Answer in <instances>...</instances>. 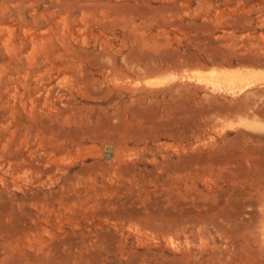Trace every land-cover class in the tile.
I'll return each mask as SVG.
<instances>
[{
    "label": "rangeland",
    "instance_id": "374dc122",
    "mask_svg": "<svg viewBox=\"0 0 264 264\" xmlns=\"http://www.w3.org/2000/svg\"><path fill=\"white\" fill-rule=\"evenodd\" d=\"M9 1L0 264H264V0ZM20 41L66 73L28 77Z\"/></svg>",
    "mask_w": 264,
    "mask_h": 264
},
{
    "label": "bare ground",
    "instance_id": "6f19581e",
    "mask_svg": "<svg viewBox=\"0 0 264 264\" xmlns=\"http://www.w3.org/2000/svg\"><path fill=\"white\" fill-rule=\"evenodd\" d=\"M9 1V0H8ZM13 1V0H12ZM18 1V0H17ZM17 1H15V2H17ZM33 1V0H32ZM31 0H30V2H32ZM34 1H36V0H34ZM2 2H4L5 3V1H2ZM1 2V3H2ZM37 2V1H36ZM35 2V3H36ZM0 3V4H1ZM6 3H10V1L9 2H6ZM18 3V2H17ZM19 3H22V5H23V2H20L19 1ZM38 3V2H37ZM36 3V4H37ZM30 4V3H29ZM34 4V3H33ZM8 4H6L5 6H7ZM11 5H14V4H11ZM11 5H9V6H11ZM25 5H27V4H25ZM31 5V4H30ZM1 6V5H0ZM16 6H18L17 4H16ZM21 6V5H20ZM33 6V5H32ZM61 6V5H60ZM8 7V6H7ZM6 7V8H7ZM13 7V6H12ZM27 7H29V5L27 6ZM26 7V8H27ZM56 7V6H55ZM2 8H3V6H2ZM1 8V9H2ZM5 8V7H4ZM16 7H14V9H15ZM21 8V7H20ZM34 8V7H33ZM65 8H66V6H65ZM0 9V10H1ZM12 9V8H11ZM10 9V10H11ZM14 9H12V10H14ZM17 9V8H16ZM23 9H25V7L23 8ZM57 10H60V9H58V7L56 8ZM6 10V9H5ZM9 10V9H8ZM7 10V11H8ZM9 10V11H10ZM11 10V11H12ZM21 10V9H20ZM33 10H36V9H33ZM33 10H31L32 12H34ZM4 11V10H3ZM6 11V12H7ZM30 11V12H31ZM14 12V11H13ZM24 12V11H23ZM3 13V12H2ZM1 12H0V14H2ZM36 13V12H35ZM45 13V12H44ZM54 13V12H53ZM15 14V13H14ZM24 14V13H23ZM29 14V13H28ZM33 14V13H32ZM10 15V14H9ZM38 15H40V14H38ZM37 15V16H38ZM65 15V14H64ZM64 15H62V17H64ZM31 16V15H30ZM66 16V15H65ZM68 16H70L69 14H68ZM2 17V16H1ZM34 17H35V14H34ZM8 18V17H7ZM12 17H10L9 19H11ZM19 18H22V17H20L19 16ZM36 18V17H35ZM41 18V17H40ZM73 18V17H72ZM84 18V17H83ZM1 19V18H0ZM25 19H26V17H25ZM30 19V18H29ZM38 19V18H37ZM68 19H69V17H68ZM74 19V18H73ZM65 20H67V19H65ZM64 20V21H65ZM86 20V19H85ZM1 21V20H0ZM3 21V20H2ZM7 21V20H6ZM11 21L13 22V19H11ZM57 21H59V20H56V22ZM61 21H63V19L61 18V20H60V22ZM73 21V22H72ZM71 21V23L69 22L68 24H63V25H65V26H63V28H64V32H67V33H69L70 35H72V33L74 32V30H75V20H72ZM12 22H9L8 24H10V23H12ZM17 23H18V20L16 21ZM23 22V21H22ZM34 22V21H33ZM36 22V21H35ZM15 23V22H14ZM30 23V22H29ZM53 23V22H52ZM65 23H66V21H65ZM35 24V23H34ZM3 25V24H2ZM29 25V24H28ZM31 25V24H30ZM56 25V24H55ZM14 26V25H13ZM35 26V25H34ZM33 26V27H34ZM52 26V25H51ZM61 26V25H60ZM1 27V26H0ZM9 27V26H8ZM16 27H18V26H16ZM25 27V26H24ZM53 27V26H52ZM56 27H57V25H56ZM12 27H10V29H11ZM30 28V27H29ZM32 28V27H31ZM62 28V29H63ZM19 29V28H18ZM54 29V28H53ZM20 30V29H19ZM19 30H17V34H18V31ZM26 30H29L30 31V29H26ZM60 30V29H59ZM5 31V28L3 29V31H2V28H1V31L0 32H4ZM7 31V30H6ZM9 31H11V30H9ZM24 30H23V27H22V32H23ZM33 31V30H32ZM41 31V33H43L42 31H44V30H40ZM46 31V30H45ZM50 31V30H49ZM24 32H26V31H24ZM57 32V31H56ZM16 33V32H15ZM54 33V32H53ZM58 33V32H57ZM14 34V33H13ZM24 34V33H23ZM62 34H64V33H62ZM68 34V35H69ZM50 35H52V33L50 34ZM67 35V34H66ZM67 35V36H68ZM2 36H3V39L4 38H6V39H8L7 37H4V35L2 34ZM9 36H11V35H9ZM25 36V35H24ZM59 36H61V34L59 35ZM16 38H17V36H15ZM33 37V36H32ZM72 37V36H71ZM46 38V37H45ZM66 38H68V37H65V40H66ZM10 39V38H9ZM29 39H31V38H29ZM33 39V38H32ZM55 39V38H54ZM60 39V38H59ZM59 39H57V40H59ZM72 39V38H71ZM70 39V40H71ZM0 40H2V38L0 39ZM19 40H21L20 39V35H19ZM50 40V39H49ZM64 40V39H63ZM4 41H6V40H4ZM21 41H23V40H21ZM19 42V44H17V45H15V46H12L13 47V49H9V51L10 50H12V54H14L13 55V61L15 60H17L18 62H20L22 59H21V56L23 55L22 53L23 52H26L25 54H24V56L26 57V58H28V62H29V65L27 66V68H26V75L29 77V76H34L35 77V79L36 78H40V79H44V77H45V75H47V81L49 82L50 81V79H52L51 78V76H50V74H51V71L54 73V70L56 71V74L57 75H59L60 73H63V72H65L66 71V69H67V66L68 65H66L65 63H64V61L60 58V54H56L54 51H48V48L50 47V46H45V44H43L42 42H37V41H33L32 43H31V45L29 46V49L27 48V46H25V44H24V42L22 43V42ZM27 41V40H26ZM42 41V40H41ZM45 41H46V39H45ZM55 41V40H54ZM62 41V40H61ZM16 42V41H15ZM14 42V43H15ZM28 42V41H27ZM48 42V41H47ZM50 42H52V40L51 41H49V43ZM1 43V42H0ZM57 43H58V41H57ZM56 43V44H57ZM68 43H70V41L68 42ZM3 44H4V42H3ZM2 44V45H3ZM9 44V43H8ZM28 44H29V42H28ZM61 44V46H62V44L63 43H60ZM59 44V45H60ZM49 45V44H48ZM57 46V45H56ZM70 46V45H69ZM46 47H47V50H46ZM59 47V46H58ZM52 48V47H51ZM56 48V47H55ZM69 48V47H68ZM28 49V50H27ZM55 50V49H54ZM62 50V49H61ZM63 50H65L64 48H63ZM68 50V49H67ZM70 50V49H69ZM59 51H60V49H59ZM66 51V50H65ZM57 53H59V52H57ZM68 53H70V52H68L67 51V54L66 55H71V54H68ZM6 54V53H5ZM8 54V53H7ZM62 54V53H61ZM6 56V55H5ZM9 56V55H8ZM62 56V55H61ZM64 57H65V55H64ZM73 59V57H71L70 56V58H67V59H69V60H71L72 61V59ZM1 59V58H0ZM2 59H4V57H2ZM7 59V58H6ZM5 60V59H4ZM10 60V59H9ZM12 60V59H11ZM73 60H75V59H73ZM12 61V62H13ZM31 61V62H30ZM1 62V61H0ZM23 62V61H22ZM66 63H67V61H65ZM10 63H11V61H10ZM10 63H9V65H10ZM72 63H75L74 61L72 62ZM15 65V64H14ZM17 65H19V64H16V66ZM72 65V64H71ZM8 66V65H7ZM6 66V67H7ZM13 66V65H12ZM12 66H9V67H11L12 68ZM16 66H15V68H16ZM25 67V66H24ZM70 67V66H69ZM73 67H74V65H73ZM8 68V67H7ZM7 68H5V69H7ZM14 68V69H15ZM75 68V67H74ZM10 69V68H9ZM8 69V70H9ZM13 70V69H12ZM17 70V69H16ZM15 70V71H16ZM5 71V70H4ZM18 71V70H17ZM222 71V70H221ZM7 71H5V73H6ZM10 72V71H9ZM23 72V71H22ZM11 73V72H10ZM52 73V74H53ZM66 73V72H65ZM70 73V72H69ZM220 73V72H219ZM7 74H8V72H7ZM18 74V73H17ZM16 74V75H17ZM208 74L212 77V76H215V72L214 71H209L208 72ZM230 74V75H229ZM11 75H13V73L11 74ZM19 76H20V74H18ZM25 75V73H24V76H26ZM63 75V74H62ZM61 75V76H62ZM4 76V75H3ZM14 76V75H13ZM54 76V75H53ZM64 76V75H63ZM218 76H224V77H226V76H231L232 78H235V79H242L243 80V78H251V79H254V78H256V75H253V74H251V73H245V74H241V73H237V72H233V71H226V70H224V71H222ZM2 77V76H1ZM9 77V76H8ZM11 77V76H10ZM14 77H16V76H14ZM22 77H23V75H22ZM33 77V78H34ZM55 77V76H54ZM67 77H69V76H67ZM66 76L65 77H60V78H62V79H65V78H67ZM12 78V77H11ZM17 78V77H16ZM25 78V77H24ZM24 78H22L23 79V81H21V82H24ZM70 78H71V75H70V77L68 78V80H70ZM221 78V77H220ZM231 78V79H232ZM5 79V78H4ZM9 79V78H8ZM14 79V78H13ZM12 79V80H13ZM28 79H30V78H28ZM62 79H60V80H62ZM72 79V78H71ZM74 79H75V77H74ZM3 80V79H2ZM15 80V79H14ZM59 80V79H58ZM57 80V81H58ZM67 80V81H68ZM217 80V79H216ZM227 80V79H226ZM6 81V80H5ZM16 81H18V78H17V80ZM15 81V82H16ZM19 81V82H20ZM31 81V80H30ZM62 81H64V80H62ZM236 81V80H235ZM27 82V81H26ZM56 82V81H55ZM64 82H66V81H64ZM71 82V81H70ZM161 82H162V80H161ZM30 83V82H29ZM44 83V82H43ZM234 83V82H233ZM1 84H3L2 82H1ZM12 84V83H11ZM23 84V83H22ZM27 84V83H26ZM31 84V83H30ZM57 84V82L55 83V85ZM65 84H67V83H65ZM70 84V83H69ZM74 84H75V81H74ZM13 85V84H12ZM17 85V84H16ZM40 85H41V82H40ZM39 85V86H40ZM46 85V84H45ZM59 85L61 86V84L59 83ZM23 86H26L25 84H23ZM29 86H32V85H29ZM44 86V85H43ZM50 86V85H49ZM54 86V85H53ZM65 86H66V88H68L69 87V85H64L63 87L65 88ZM68 86V87H67ZM75 86V85H74ZM5 87V86H4ZM7 87H8V85H7ZM9 87H10V85H9ZM18 87V86H17ZM19 87H22V85L21 86H19ZM18 87V88H19ZM45 87V86H44ZM24 88L25 87H23V90H24ZM38 89L39 87H38V85L37 84H35V86H33V88H32V90H34L35 91V89ZM52 88V87H51ZM56 88H58L57 86H56ZM65 88V89H66ZM76 88V87H75ZM13 89H15L16 90V88L15 87H13ZM72 89V88H71ZM9 90V89H8ZM44 90H45V88H44ZM56 90V89H55ZM60 90V89H59ZM69 90H70V88H69ZM2 91H4V88L2 89ZM10 91V93H11V90H9ZM31 91V90H30ZM33 91V92H34ZM5 92V91H4ZM16 92V91H15ZM29 92V91H28ZM40 92V91H39ZM47 92V91H46ZM46 92H45V94H46ZM54 92V91H53ZM3 93V92H2ZM6 93V92H5ZM14 93V92H13ZM22 93V91L20 92V94ZM38 93V92H37ZM8 94H9V92H8ZM19 94V93H18ZM17 94V96H20V95H18ZM23 94V93H22ZM21 94V95H22ZM56 94H57V92H56ZM55 94V95H56ZM71 94H72V92H71ZM1 95V94H0ZM4 94H2V96H3ZM16 95V94H15ZM38 95V94H37ZM53 95H54V93H53ZM8 96H10V95H8ZM7 96V97H8ZM11 96H12V94H11ZM24 96H26V95H24ZM34 96V95H33ZM36 96V95H35ZM59 96V95H58ZM13 97V96H12ZM12 97H9V98H12ZM31 97V96H30ZM3 98V97H2ZM23 98V97H22ZM22 98H20L21 100H22ZM34 98V97H33ZM40 98V97H39ZM54 98V97H53ZM57 98V97H56ZM13 99V98H12ZM26 99H28V98H26ZM61 99V98H60ZM8 101H9V99H7ZM17 100V99H16ZM33 100V99H32ZM43 100H44V97H43ZM51 100V99H50ZM4 102L6 101V100H3ZM12 101V100H11ZM15 101V100H14ZM48 101V100H47ZM18 102H19V100H18ZM24 102V101H23ZM29 102V101H28ZM3 103V102H2ZM12 103V102H11ZM35 103H36V101H35ZM45 103V102H44ZM4 104V103H3ZM2 104V105H3ZM7 104V103H6ZM20 104H21V102H20ZM30 104V103H29ZM7 105H9V104H7ZM22 105V104H21ZM31 105H32V103H31ZM47 105V104H46ZM50 105V104H49ZM9 106H12V105H9ZM25 106H27V104L25 105ZM45 106V105H44ZM51 106V105H50ZM59 106V105H58ZM0 107H1V105H0ZM32 107H34V106H32ZM35 107H36V105H35ZM48 107V106H47ZM3 108V107H2ZM4 108H5V106H4ZM25 108V107H24ZM23 108V109H24ZM29 108V107H28ZM38 108H39V106H38ZM37 108V109H38ZM45 108V107H44ZM55 108V107H54ZM7 109V108H6ZM9 109V112H10V107L8 108ZM7 109V110H8ZM12 109H14V108H12ZM32 109V108H31ZM36 109V108H35ZM58 109H59V107H58ZM65 109V108H64ZM19 110V109H18ZM26 110H27V108H26ZM39 111H40V109H38ZM57 110V109H56ZM71 110V109H70ZM4 111V110H3ZM24 111V110H23ZM29 111H30V109H29ZM33 111V110H32ZM36 111V110H35ZM34 111V112H35ZM49 111V110H48ZM51 111V110H50ZM57 112H58V110H57ZM59 112H60V110H59ZM62 112V111H61ZM60 112V113H61ZM68 112V111H67ZM2 113H4V112H2ZM41 113H42V111H41ZM5 114H8V113H6L5 112ZM16 114V113H15ZM18 114V113H17ZM39 114V113H38ZM46 114V113H45ZM47 114H50L49 112H47ZM52 114V113H51ZM57 114V113H56ZM55 114V115H56ZM66 114V113H65ZM1 115V114H0ZM19 115V114H18ZM18 115H16L17 117H19ZM31 116H32V114H30ZM30 115H29V118H30ZM37 115V114H36ZM40 115V114H39ZM53 115H54V113H53ZM60 115V114H59ZM10 116H12V115H10ZM22 116V115H21ZM65 116V115H64ZM1 117H3V116H1ZM8 117V116H7ZM42 117V116H41ZM44 117H45V115H44ZM47 117V116H46ZM51 117V116H50ZM50 117H48V118H50ZM63 117V116H62ZM61 117V118H62ZM5 118H6V115H5ZM4 118V119H5ZM28 118V117H27ZM35 118V117H34ZM38 118V117H37ZM68 118V117H67ZM6 119H8V118H6ZM22 119V118H21ZM39 119H41V118H39ZM45 119V118H44ZM63 119H64V117H63ZM28 120V119H27ZM30 120H32L31 118H30ZM37 120V119H36ZM35 120V121H36ZM46 120V119H45ZM5 121V120H4ZM11 121V120H10ZM19 121V120H18ZM24 121V120H23ZM29 121V120H28ZM34 121V122H35ZM51 121H52V119H51ZM50 120L49 121H45V122H51ZM61 121H63V120H61ZM30 122H32L33 123V121H30ZM41 122V125H45L44 123L42 124V122H44V120L42 121H40ZM39 122V123H40ZM8 123H9V121H8ZM31 123V124H32ZM36 123H38V122H36ZM55 123V122H54ZM54 123H52V126H53V124ZM5 124H6V121H5ZM10 124V123H9ZM17 124H19V122L17 123ZM30 124V125H31ZM51 124V123H50ZM49 124V125H50ZM34 125H36V124H34ZM40 125V124H39ZM40 125V126H41ZM46 125H47V123H46ZM45 125V126H46ZM23 126V125H22ZM33 126V125H32ZM31 126V127H32ZM40 126H39V128H40ZM44 126V127H45ZM51 126V125H50ZM7 127H9L8 126V124H7ZM11 127V126H10ZM9 127V128H10ZM19 127V126H18ZM3 128V127H2ZM14 128V127H13ZM20 128V127H19ZM28 128V127H27ZM4 129H5V127H4ZM3 129V130H4ZM17 129V128H16ZM49 129V128H48ZM20 130V129H19ZM19 130H17V131H19ZM27 130V129H26ZM43 130V129H42ZM7 131V130H6ZM28 131V130H27ZM40 131V130H39ZM46 131V130H45ZM3 132V131H2ZM10 133V132H9ZM8 133V134H9ZM26 133H28V132H26ZM1 134V133H0ZM25 133H23V135H24ZM15 135V134H14ZM20 135V134H19ZM27 135V134H26ZM35 135H36V133H35ZM8 136V135H7ZM43 136V135H42ZM14 137V136H13ZM27 137H28V135H27ZM7 138V137H6ZM5 138V139H6ZM8 139V138H7ZM10 139H11V137H10ZM12 141H13V139H11ZM52 140V139H51ZM48 141V140H47ZM55 141V140H54ZM7 142V141H6ZM60 142V141H59ZM20 143H21V140H20ZM58 143V142H57ZM7 144V143H6ZM22 144V143H21ZM64 144V143H63ZM62 144V145H63ZM9 145V144H8ZM29 145V144H28ZM58 145V144H57ZM2 146H5L6 147V145H2ZM59 146V145H58ZM7 147H9V146H7ZM13 147V146H12ZM17 147L19 148V146L17 145ZM65 147V146H64ZM16 148V147H15ZM60 148V147H59ZM3 149H5V148H3ZM7 149V148H6ZM20 149V148H19ZM55 149V148H54ZM10 150V149H9ZM14 150H16V149H14ZM7 151V150H6ZM19 151V150H18ZM2 152H4L3 150H2ZM9 153H11V152H9ZM19 154V153H18ZM7 155H10V154H7ZM17 155V154H16ZM32 155V154H31ZM12 156H13V151H12ZM21 158V157H20ZM24 162H25V160H23ZM10 162V161H9ZM13 162V161H12ZM18 162V161H17ZM21 162H22V160H21ZM24 162H22L21 163V165L22 164H25ZM28 162V161H27ZM26 162V163H27ZM38 163V162H37ZM40 163V162H39ZM16 167V166H15ZM44 167V166H43ZM32 168V167H31ZM35 168V167H34ZM40 168V167H39ZM37 169V168H36ZM48 169V168H47ZM26 170V169H25ZM38 170V169H37ZM46 170V169H45ZM23 171H24V169H23ZM47 171V170H46ZM19 172V171H18ZM39 172V171H38ZM23 176V175H22ZM133 184V183H132ZM66 189V188H65ZM122 199V198H121ZM142 200V199H141ZM119 202V201H118ZM118 202H116V205H117V203ZM149 202V201H148ZM126 203V202H125ZM19 204V203H18ZM115 204V203H114ZM2 205H4V204H2ZM119 205H121V204H119L118 203V206ZM19 206V205H18ZM32 206V205H31ZM122 206H123V204H122ZM120 207V209H122L121 208V206H119ZM144 207H146V205L144 206ZM150 207V206H149ZM11 209H12V207H10ZM9 208V209H10ZM115 209V208H114ZM118 209V208H117ZM152 209V208H151ZM4 210H6V209H4ZM42 210V209H41ZM116 210V209H115ZM132 210V209H131ZM161 210V209H160ZM10 212V211H9ZM11 212H12V210H11ZM90 212V211H89ZM153 212V211H152ZM3 213V212H2ZM1 212H0V215L2 214ZM14 213V212H13ZM165 213V212H164ZM125 214V213H124ZM139 214V213H138ZM3 215H5V214H3ZM2 215V216H3ZM17 215V214H16ZM154 215V214H153ZM10 216H11V213H10ZM176 216V215H175ZM8 217H9V214H8ZM12 217V216H11ZM13 217H14V215H13ZM13 217H12V219H13ZM16 217V216H15ZM23 217V216H22ZM22 217H20V218H22ZM150 217V216H149ZM172 217V216H171ZM17 218H18V215H17ZM57 219V218H56ZM15 220V219H14ZM168 220V219H167ZM12 221V220H11ZM169 221V220H168ZM13 222V221H12ZM171 224V223H170ZM7 226V225H6ZM11 226V225H10ZM5 227V226H4ZM4 227H2V228H4ZM163 227V226H162ZM9 226H8V230H9ZM1 229V228H0ZM5 229V228H4ZM2 230V229H1ZM5 230H7V227H6V229ZM7 230V232H9ZM10 230H11V228H10ZM14 230V229H13ZM19 230V229H18ZM6 236V235H5ZM8 236V235H7ZM1 237V236H0ZM69 251V250H68ZM5 257V256H4ZM75 257V256H74ZM57 263V262H56ZM160 264V263H159Z\"/></svg>",
    "mask_w": 264,
    "mask_h": 264
},
{
    "label": "water",
    "instance_id": "95a60500",
    "mask_svg": "<svg viewBox=\"0 0 264 264\" xmlns=\"http://www.w3.org/2000/svg\"><path fill=\"white\" fill-rule=\"evenodd\" d=\"M104 155H105V156H109L110 153H109V152H104Z\"/></svg>",
    "mask_w": 264,
    "mask_h": 264
}]
</instances>
